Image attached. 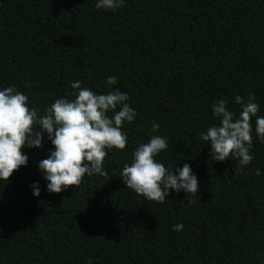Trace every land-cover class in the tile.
I'll return each instance as SVG.
<instances>
[{
	"label": "trees",
	"instance_id": "16d2710c",
	"mask_svg": "<svg viewBox=\"0 0 264 264\" xmlns=\"http://www.w3.org/2000/svg\"><path fill=\"white\" fill-rule=\"evenodd\" d=\"M77 80L128 94L137 115L122 125L125 149L106 150L105 175L49 194L38 162L53 146L25 147L27 166L0 181V264H264V143L253 131V159L235 171L200 139L219 124L221 98L237 116L235 96L253 98L264 116V0H124L115 12L95 0H0V88L44 115L74 99ZM153 135L168 144L156 160L189 163L199 192L158 203L126 188L123 166Z\"/></svg>",
	"mask_w": 264,
	"mask_h": 264
},
{
	"label": "clouds",
	"instance_id": "9594fccd",
	"mask_svg": "<svg viewBox=\"0 0 264 264\" xmlns=\"http://www.w3.org/2000/svg\"><path fill=\"white\" fill-rule=\"evenodd\" d=\"M123 4L124 0H95L98 10L115 12ZM116 83L115 76L107 77L109 88ZM70 87L73 91L68 95L74 99H56L45 109L44 115H39L37 108L29 107L28 97L15 87L0 88V181L8 183L15 171L27 166L28 156L22 151L25 147L41 148L50 142L53 149L47 158L38 162V169L47 181V192L59 194L69 186H78L85 174L105 175L102 165L108 155L106 150L125 149L128 138L122 125L133 122L137 115L128 103V94L119 89L95 93L82 87L78 80ZM234 99L240 105L239 115L229 110L227 99L215 101L211 113L219 124L207 128L200 139L210 145L213 161L235 160L236 171L248 166L253 159L250 153L253 131L256 139L264 143V116L257 115L259 105L253 98L245 102L236 95ZM251 117L255 118L254 130ZM158 128L159 125L153 123L151 131ZM167 147L164 137L153 135L135 148L131 163L125 164L121 172L127 189L158 203L169 197L170 190L188 195L199 192L197 176L189 163L166 168L156 160ZM256 175H260L259 169ZM30 187L33 196L40 197L39 183L34 182ZM183 227L176 224L173 230L180 232Z\"/></svg>",
	"mask_w": 264,
	"mask_h": 264
}]
</instances>
